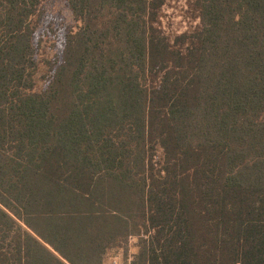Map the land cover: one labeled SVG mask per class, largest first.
<instances>
[{
	"label": "trees",
	"instance_id": "16d2710c",
	"mask_svg": "<svg viewBox=\"0 0 264 264\" xmlns=\"http://www.w3.org/2000/svg\"><path fill=\"white\" fill-rule=\"evenodd\" d=\"M67 1L36 91L40 0H0V264H264V0L174 42L162 0Z\"/></svg>",
	"mask_w": 264,
	"mask_h": 264
},
{
	"label": "rangeland",
	"instance_id": "374dc122",
	"mask_svg": "<svg viewBox=\"0 0 264 264\" xmlns=\"http://www.w3.org/2000/svg\"><path fill=\"white\" fill-rule=\"evenodd\" d=\"M157 11V27L172 42L178 35L191 34L200 26L196 0H162V5ZM33 21L36 27L34 44L38 63L34 88L41 91L52 77L51 64L60 56L67 31L78 26L81 21L75 17L67 0H40ZM178 44L184 46L186 42L180 41ZM162 159L161 150L156 148L153 152L155 172L162 166ZM154 175L157 178L155 173ZM136 242L137 238L132 237L127 244L109 249L105 264H128L137 251Z\"/></svg>",
	"mask_w": 264,
	"mask_h": 264
}]
</instances>
